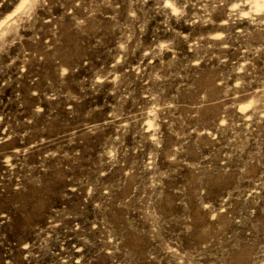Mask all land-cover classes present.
I'll return each mask as SVG.
<instances>
[{"label": "rangeland", "instance_id": "1", "mask_svg": "<svg viewBox=\"0 0 264 264\" xmlns=\"http://www.w3.org/2000/svg\"><path fill=\"white\" fill-rule=\"evenodd\" d=\"M0 264H264V0H0Z\"/></svg>", "mask_w": 264, "mask_h": 264}]
</instances>
